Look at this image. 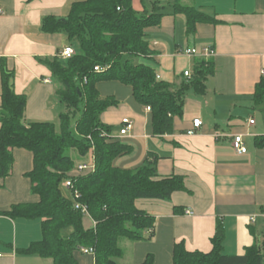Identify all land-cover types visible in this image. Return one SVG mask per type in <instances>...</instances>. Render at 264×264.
<instances>
[{
	"label": "crops",
	"instance_id": "0c3cea01",
	"mask_svg": "<svg viewBox=\"0 0 264 264\" xmlns=\"http://www.w3.org/2000/svg\"><path fill=\"white\" fill-rule=\"evenodd\" d=\"M75 1L0 0V60L14 70L15 91L27 96V121L56 123L61 108L66 110L58 95L61 83L48 60L73 43L65 33L46 32L42 24L49 15L68 16ZM159 1L166 4V14L158 25L147 29L146 37L153 54L140 57L139 62L153 67L157 79L173 89L192 80L198 59H212L214 73L208 76L204 93L187 91L182 115L174 116V131L162 135L154 134L153 113L135 99L131 86L119 81L97 84L101 95L119 101L102 113L101 121L131 147L114 165L133 169L156 157L158 174L181 176L186 187L169 200H137L138 208L155 216L154 235L139 241L121 240L124 255L119 262L137 264L151 254L155 264H172L174 246L180 242L188 250L209 252L219 222L225 227V253H243L254 243L263 247L264 146L256 141L264 137V99L258 102L255 94L264 76V0H182L210 17L198 22L193 33L188 31L187 16L174 12V0ZM146 2L151 8L152 0ZM133 6L144 10L142 0H133ZM206 46L212 55L202 52ZM185 48L200 52L188 54ZM188 70L189 77L184 74ZM1 86L0 71V107ZM124 118L134 125L128 135H119ZM195 119L203 124L188 134ZM239 134L247 153L240 154L233 147V136ZM91 154L86 159L77 156V163L90 160ZM14 156L11 174L0 178V264H52L50 258L19 253L42 239V220L3 214L16 204L38 199L27 176L33 168V154L17 148ZM83 224L94 228L96 221L84 216ZM76 257L80 264H95L91 254L77 252Z\"/></svg>",
	"mask_w": 264,
	"mask_h": 264
},
{
	"label": "trees",
	"instance_id": "16d2710c",
	"mask_svg": "<svg viewBox=\"0 0 264 264\" xmlns=\"http://www.w3.org/2000/svg\"><path fill=\"white\" fill-rule=\"evenodd\" d=\"M146 1L142 0L141 12L134 8L133 0H78L68 16L44 18L42 28L46 32L65 33L71 43L79 44L71 58L60 54L48 60L53 76L61 83L58 95L67 110L59 116V130L52 121H27V96L15 91L14 70L0 60V178L11 174L14 150L26 149L33 154V168L27 176L38 197L34 202L16 204L3 214L42 220V239L19 249L21 254L50 258L52 264H80L76 253H83L81 248L86 247L94 249L95 264H120L124 255L122 238L139 241L154 235L155 216L138 208L137 200H169L174 192L186 188L183 177L158 174L156 157L148 158L138 168L115 166L114 160L130 152L131 147L114 134L112 126L101 121L102 113L119 101L101 95L97 84L119 81L132 87L139 103L151 107L154 134L171 133L174 116L183 113L187 91L204 93L206 80L214 73L212 59H198L192 80L173 89L170 83L157 79L153 67L139 62L140 57L153 54L146 39L147 29L158 25L166 14L163 2L152 0L148 8ZM173 2L174 12L187 16L191 33L198 22L210 19L197 7L182 4V0ZM96 66L102 69L96 71ZM255 96L258 102L264 99V76ZM77 112L80 116L72 130L71 117ZM256 143L264 146V137H258ZM70 151L83 159L93 153L95 170L76 174L78 163ZM68 178L75 180L79 201L89 206L96 221L94 228L84 227V215L75 208L73 197L63 193L62 183ZM225 235V227L219 222L209 252L188 250L183 242L175 244L172 264L264 263V246L257 243L243 253H225ZM137 264L155 262L149 254Z\"/></svg>",
	"mask_w": 264,
	"mask_h": 264
},
{
	"label": "built area",
	"instance_id": "2783aa9c",
	"mask_svg": "<svg viewBox=\"0 0 264 264\" xmlns=\"http://www.w3.org/2000/svg\"><path fill=\"white\" fill-rule=\"evenodd\" d=\"M184 51L188 54H197L200 51H198L197 48H185ZM202 52L208 56V55H212V50L210 47L206 46L204 48H202ZM76 54V50L74 49L73 46H67L62 52H61V56L65 59L67 58H71L72 56H74ZM102 68L100 66H96L95 70L96 71H100ZM105 69V68H104ZM185 76H190L191 73L190 71H185ZM87 82V79L84 80V83ZM147 110H151L150 106H147L146 108ZM255 120L251 119L250 120V124H254ZM194 128L188 130V134H194L196 133V129L200 128L203 124L201 119H195L194 120ZM133 121L130 120L129 118H124L122 120V127L120 129L119 135H128L130 130H132L133 128ZM89 138L92 140V137L89 136ZM232 144L234 149L240 153V154H244L248 152V147L246 146L245 142H244V137L243 135H234L233 139H232ZM96 164H95V156L94 154H91V158L88 162L85 163H81L79 165H77L75 167V173L78 175L84 174V173H88V172H92L95 170ZM62 185L66 188H68L71 193H72V197L74 199V205L75 208L80 210L81 213L84 216H89L90 215V210H89V206L85 203H82L81 201H79V198L81 196L79 190L76 188L75 185V180L73 178H68L66 179ZM187 214H193V212L191 210H187L186 211ZM91 216V215H90ZM256 219L255 216L251 217V221L254 222ZM81 251L85 254H91L94 256V249L93 248H86V247H82Z\"/></svg>",
	"mask_w": 264,
	"mask_h": 264
},
{
	"label": "rangeland",
	"instance_id": "374dc122",
	"mask_svg": "<svg viewBox=\"0 0 264 264\" xmlns=\"http://www.w3.org/2000/svg\"><path fill=\"white\" fill-rule=\"evenodd\" d=\"M73 47H74V49L76 50V52H77V50H79V44H78V42L77 41H74L73 42ZM67 110H64L63 108H61V112H66ZM79 116H80V113L79 112H77L75 115H72V117H71V126H72V130H75V126H76V122H77V120L79 119ZM56 125H57V129L59 130V127H60V120H59V118L57 119V121H56ZM70 153H71V155L72 156H74L75 157V159H76V161L78 160V157H77V152L76 151H70ZM88 160V159H87ZM87 160H84V161H82V162H79L78 163V165L79 164H81V163H85V162H88ZM62 191H63V193L66 195V196H68V197H72V193H71V191L68 189V188H66V187H64V186H62ZM125 239L126 238H122L121 240H124L125 241ZM120 263L121 264H127L126 263V261H120Z\"/></svg>",
	"mask_w": 264,
	"mask_h": 264
}]
</instances>
